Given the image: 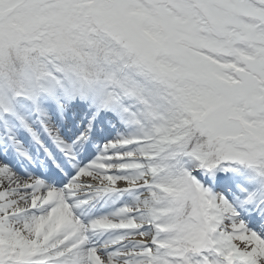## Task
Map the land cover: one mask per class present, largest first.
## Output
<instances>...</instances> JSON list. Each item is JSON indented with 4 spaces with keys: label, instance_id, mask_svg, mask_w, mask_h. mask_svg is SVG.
Instances as JSON below:
<instances>
[{
    "label": "snow or ice",
    "instance_id": "6c2138e0",
    "mask_svg": "<svg viewBox=\"0 0 264 264\" xmlns=\"http://www.w3.org/2000/svg\"><path fill=\"white\" fill-rule=\"evenodd\" d=\"M0 264H264V0H0Z\"/></svg>",
    "mask_w": 264,
    "mask_h": 264
}]
</instances>
